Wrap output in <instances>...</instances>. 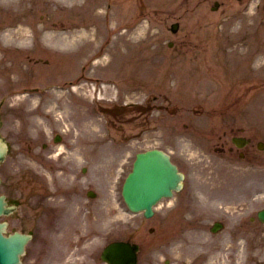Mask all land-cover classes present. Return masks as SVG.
Listing matches in <instances>:
<instances>
[{
	"label": "rangeland",
	"instance_id": "374dc122",
	"mask_svg": "<svg viewBox=\"0 0 264 264\" xmlns=\"http://www.w3.org/2000/svg\"><path fill=\"white\" fill-rule=\"evenodd\" d=\"M71 3L0 0V131L10 145L0 193L17 204L0 220L8 222L7 232L33 233L24 264H44L36 253V239L46 233L39 203H60V189L71 187L96 193V264H103L106 242L129 237L140 244L139 264H154L158 230H169L170 253H162L170 264H197L211 253L217 257L210 264H264L262 226L252 233L248 222L234 226L264 206V155L255 148V164L247 167L218 150L219 135L225 131L228 146L237 127L264 139V0ZM123 15L134 25L121 26ZM112 26L127 31L118 38L107 30ZM82 27L88 41L79 49L52 39ZM22 36L26 45L15 40ZM130 36L149 47L126 67L118 56L127 53ZM155 147L178 165L184 185L145 218L126 208L121 187L135 153ZM221 217L227 227L210 232ZM244 235L254 236L255 248L232 244ZM192 251L204 255L194 258Z\"/></svg>",
	"mask_w": 264,
	"mask_h": 264
},
{
	"label": "flooded vegetation",
	"instance_id": "af4514ba",
	"mask_svg": "<svg viewBox=\"0 0 264 264\" xmlns=\"http://www.w3.org/2000/svg\"><path fill=\"white\" fill-rule=\"evenodd\" d=\"M244 127H237L232 131L233 134L230 135L231 143L227 146V140L225 131L224 135H219L222 139L221 146L219 150L223 153L225 151L233 153L237 159L245 160L247 167H253L256 161L255 148H258V143L263 142L264 139H254L253 132L249 133L247 128L244 131ZM233 137H239L235 144L232 142ZM60 140V138H59ZM227 146V147H226ZM226 147V148H225ZM259 149V148H258ZM260 150V149H259ZM261 151V150H260ZM263 153V151H261ZM238 160V161H239ZM236 163V162H235ZM62 198H60L59 206L53 207L45 205L44 203H39L40 211H42L41 216H44L42 220L43 226H45V235L36 239L39 247H37V256L39 258L38 262H44V264H53L52 261L55 259V263L61 264H96L95 249L93 245L95 242L91 240L94 236L93 228L91 226L94 220V199L88 200L83 195L77 192H73V188L63 189L60 192ZM45 194L34 195L35 198H42ZM80 201V202H76ZM34 207V206H33ZM253 229L255 232L260 222L255 216H249L243 218L242 220L236 222L235 227H240L246 224ZM42 226V227H43ZM40 227V228H42ZM159 226H154V230ZM168 229V226L166 227ZM158 238L161 241L160 245L156 246L154 251V264H170V260L164 257L162 252L170 253V242L168 240V233L165 230L164 234L160 230L157 232ZM36 237V236H35ZM166 240H165V239ZM254 239V236L252 237ZM165 240V241H164ZM243 244H251L248 236H243ZM234 243H241L236 240ZM92 246V247H91ZM89 247H91L89 251ZM60 250V251H59ZM140 255V248L138 252V257Z\"/></svg>",
	"mask_w": 264,
	"mask_h": 264
},
{
	"label": "water",
	"instance_id": "95a60500",
	"mask_svg": "<svg viewBox=\"0 0 264 264\" xmlns=\"http://www.w3.org/2000/svg\"><path fill=\"white\" fill-rule=\"evenodd\" d=\"M176 24L173 25L175 29ZM6 145L0 136V161L3 160ZM181 175L176 166L171 163L168 156L158 149H148L136 153L132 170L123 183V196L127 205L134 211L143 210L146 216L152 214V206L164 196L172 194L180 186ZM13 205H8L4 196L0 195V214L9 213ZM264 221V209L259 211ZM5 222L0 223V264H22L19 255L23 252L28 235L14 232L8 236L3 235ZM129 247L124 242H113L111 264H133L135 261V245L129 247L132 256L125 261L122 249ZM124 260V261H123Z\"/></svg>",
	"mask_w": 264,
	"mask_h": 264
},
{
	"label": "bare ground",
	"instance_id": "6f19581e",
	"mask_svg": "<svg viewBox=\"0 0 264 264\" xmlns=\"http://www.w3.org/2000/svg\"><path fill=\"white\" fill-rule=\"evenodd\" d=\"M61 2L62 1H64V0H60ZM67 1V0H66ZM69 2H72L71 4V7L70 8H73V7H75L76 5L73 3L75 0H68ZM76 2L78 3V0H76ZM82 4V3H81ZM85 5H87V4H85ZM82 6V5H81ZM87 11H88V7H83V12L86 14L87 13ZM126 15H123L122 17H120L121 18V26H125V27H127V26H131V25H134V20H132V19H129L128 18V15L125 17ZM88 19V18H87ZM86 19V20H87ZM89 22V21H88ZM83 25H87V23H84ZM113 28V26L112 27H108V31H110L111 29ZM93 29V28H92ZM116 31H117V26H115L114 28H113V33H116ZM127 31V30H126ZM125 31V32H126ZM100 32V31H99ZM125 32H121V33H116L117 35V37L119 36V37H122L123 36V34H125ZM48 34H49V32H46L45 34H44V41L46 40V39H48L47 38V36H48ZM85 35V36H84ZM86 35H88V28L87 27H82V28H80L78 31H77V34L75 33V32H73V35L72 36H58V37H56L55 39L54 38H52L53 40H54V43H56V45H58V46H61V47H78V49L80 48V47H82L83 46V44L85 43V42H87L88 41V36H86ZM118 37V38H119ZM118 38H116V37H114V40H115V42H116V39H118ZM27 38L26 37H24V36H22L21 37V39H18V37H16L15 38V40H16V42L19 44V45H24L25 43V40H26ZM89 42H93L91 39H89ZM26 45V44H25ZM149 47V43H144V42H142V40L141 41H136V39H134V38H132V36H130V37H128V39H127V48H128V50H127V53L126 54H124V55H121L120 53V56H118V58H120V61H121V63H122V65H125L126 67H130V63L132 62V63H135V62H139V58L140 57H138L139 56V54H140V52H141V50L142 49H144V48H148ZM113 53L114 52H118V48H113ZM115 53V54H116ZM135 56H136V58H135ZM64 57H66V56H64ZM136 67H137V65H136ZM183 247H187L186 245H184ZM192 247V246H191ZM193 253H195V257L194 258H196L197 256H201V255H204V253H202L201 251H197V253L196 252H194V251H192ZM217 257V254H210V256L207 258V259H203V261H201V263L202 264H210V262H214V259ZM200 263V262H199Z\"/></svg>",
	"mask_w": 264,
	"mask_h": 264
}]
</instances>
